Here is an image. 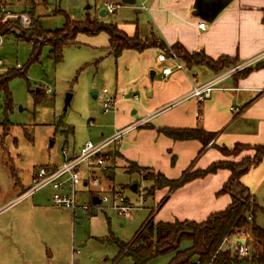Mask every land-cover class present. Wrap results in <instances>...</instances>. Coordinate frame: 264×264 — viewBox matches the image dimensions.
<instances>
[{"label":"rangeland","instance_id":"374dc122","mask_svg":"<svg viewBox=\"0 0 264 264\" xmlns=\"http://www.w3.org/2000/svg\"><path fill=\"white\" fill-rule=\"evenodd\" d=\"M105 1L27 0L23 6L13 8L22 12V16L0 20V59L3 62L0 79L9 72L12 75L6 84L7 89L0 88V211L15 196L12 192L18 182L29 188L33 185L32 175L40 166L63 163L64 147L71 152H79L86 142L99 144L115 131L113 111H104L101 93L105 88L114 93L116 79L120 78L121 70L124 74L127 65L126 56L133 51L123 52L116 59L107 53L105 33L94 36L80 34L76 39L78 43L63 47L60 59L48 44L42 46L40 55L34 59L32 43L25 41L30 34V14H35L46 29L61 28L64 14H69L76 21L85 20L90 15L103 22L117 23L130 35L137 28L141 37L150 34L148 20L145 19L147 11L136 15V6L121 3V0H107L121 3V7L115 14L100 16L97 12L105 9ZM213 1L219 4L218 0ZM206 18L204 15L207 25L210 21ZM152 55L153 51H150ZM94 91H98L97 97H94ZM69 93L73 97L66 107ZM124 97L132 99L123 102L139 98L135 92ZM223 153L229 162L237 165L244 159L253 158L256 151L231 147ZM113 159V168L107 171L112 180L104 179L97 187L79 185L76 213L56 207L47 200L51 187L37 191L34 199L28 197L16 208L1 212L0 232L13 230L23 252L18 254L7 241L11 253L8 264H134L131 257L122 254L118 243L131 242L149 213L157 210L161 201L157 204L153 194L159 185L155 179L143 180L141 174L129 168L131 161L120 160L118 153ZM86 169L82 165V178L87 176ZM251 176L249 182L251 179L252 185L249 187L257 203L264 207V164ZM109 183L139 207L131 219L117 214L106 204L105 208L89 211L83 208L90 205L92 192L101 196L111 195L107 187ZM134 184H138V192L132 190ZM257 222L264 225L262 213L258 214ZM250 235L253 252L257 239L253 233ZM261 242L264 243V234ZM188 245L189 241H183L180 248ZM173 256L174 253L155 256L146 264H169ZM240 264L252 262L242 260Z\"/></svg>","mask_w":264,"mask_h":264},{"label":"crops","instance_id":"0c3cea01","mask_svg":"<svg viewBox=\"0 0 264 264\" xmlns=\"http://www.w3.org/2000/svg\"><path fill=\"white\" fill-rule=\"evenodd\" d=\"M195 1L137 0V4L131 6H136V15L147 11L145 19L148 20L150 34L159 36L168 47L179 42L187 50L203 51L213 59L223 55L238 56L241 64L264 60V0H233L212 22L207 23L205 29L200 28L199 23L206 20L194 14ZM142 3L145 9L141 8ZM105 35L107 53L113 56L108 49V35ZM131 51L126 56L124 74L121 70L120 78L116 79L114 93L108 89V94L116 100L109 110L113 111L115 120V131L109 137L125 129L114 145V152L118 153L120 160L161 172L169 179H178L185 171L204 169L213 162L227 160L221 147L264 143V68L252 71L244 78L233 74L221 81L219 88L213 90L209 97L198 101L195 97H188L192 89L217 78L226 70L218 72L205 64L187 66L181 59L184 67L176 68L170 60H159L158 55L162 52L159 47ZM150 51H153L152 56ZM168 65L172 67V73L163 78L162 70ZM152 69H156L153 79L150 78ZM129 92L138 94L137 101L123 102L132 99L124 97ZM101 95L104 96L103 93ZM197 126L215 133L206 147L198 139L176 140L160 132L164 127ZM263 164L264 160L242 176L247 186L252 185L249 178ZM230 175L229 169L220 168L175 189H157L153 197L157 204L159 200L163 202L154 211V220L174 222L189 219L200 222L210 214L224 210L232 198L220 190ZM18 183L12 192V196L15 195L12 202L9 201L0 213L14 209L37 195L35 192L29 198L18 200L28 188L22 182ZM51 194L50 190L47 197L50 202ZM13 232H0V264L10 262L8 242L18 254H23ZM227 243V248H231L229 241Z\"/></svg>","mask_w":264,"mask_h":264},{"label":"trees","instance_id":"16d2710c","mask_svg":"<svg viewBox=\"0 0 264 264\" xmlns=\"http://www.w3.org/2000/svg\"><path fill=\"white\" fill-rule=\"evenodd\" d=\"M30 7L32 6L30 5ZM30 15L31 24L28 27L30 34L25 41L32 43L34 59L40 55L42 46L45 44L50 45L52 53L60 59L63 47L70 43H78L76 39L80 34L94 36L106 33L109 42L108 49L115 58H118L125 50L141 52L150 47H159L168 56L172 52L176 53L187 66L205 64L220 72L240 65L238 64L240 63L238 56L223 55L213 59L203 51H189L179 42L168 47L159 36L153 33L141 37L139 32L136 31L133 35H130L121 29L117 23L103 22L99 18H93L90 15H87L85 20L76 21L69 14H64L63 26L56 29L44 28L40 19L35 17V14ZM262 68H264V60L245 66L234 74L244 78L252 71ZM10 73L0 79V88L7 89L6 84L12 77ZM160 132L176 140L198 139L202 142L203 147H206L215 135V133L208 132L201 126L194 128L164 127L160 129ZM233 147L236 150L253 148L256 153L253 158L244 159L237 165L228 160L217 161L204 169L185 171L182 177L178 179H169L161 172H154V170L131 162L132 166L129 168H132L133 172L141 174L143 180L155 179L159 185L157 189L167 185L172 190L197 177H204L209 173L216 172L220 168L229 169L231 175L221 188L220 193H228L232 201L224 210L212 213L200 222L189 219L174 222H156L153 217L154 212L149 213L131 242L118 243L122 254L131 257L134 264H146L149 259L155 256L169 253H174L169 264H240L242 260H250L252 264H264V243L261 242L264 225L261 226L258 222L256 223L258 214L262 213L264 215V207L257 203L250 187L242 181L244 174L263 161L264 143L253 146L237 143ZM220 149L225 151L228 148L222 147ZM113 161L114 159L112 161L107 160L106 175L104 171L105 180H112V176L107 171L113 168ZM96 196L97 194L92 192L90 206L93 205ZM247 229L251 230L257 241L251 256L244 258L234 254L230 248L225 247V242L233 235ZM183 241H189L190 245L180 248Z\"/></svg>","mask_w":264,"mask_h":264},{"label":"built area","instance_id":"2783aa9c","mask_svg":"<svg viewBox=\"0 0 264 264\" xmlns=\"http://www.w3.org/2000/svg\"><path fill=\"white\" fill-rule=\"evenodd\" d=\"M27 0H0V20L4 18L17 17L18 15L22 16V12L19 10H14V7L23 6ZM137 4V0H136ZM29 6V4H27ZM121 7V3H113L110 1H105V12L106 14H115V12ZM141 8L145 9V5L142 3ZM21 13V14H20ZM199 27L202 29L206 28L205 22H200ZM1 40V39H0ZM159 60L167 61L170 60L176 68H183L184 65L178 55L174 52L171 55H166L164 52H161L158 55ZM253 62L248 64L236 65L230 69H227L217 78L203 84L195 86L192 91L188 94V97H195L198 101H203L210 96L213 90L219 88L218 85L225 78L233 75L237 70L248 66ZM3 64L0 59V66ZM171 66H165L162 70L163 78H167L172 73ZM102 93L103 97V108L105 112H108L115 104L116 100L108 94V89L105 88ZM125 132L124 130H119L115 135L106 138L105 141L94 144L92 141L86 142L79 152L73 153L68 147L63 148V155L65 157L63 163L59 165H42L34 173V182L31 187L26 189L20 194L18 200L24 199L28 196L33 195L35 192L45 188L51 187L52 196L51 201L54 206L60 207L63 209L71 210L75 212L79 207L78 204V187L82 186H92L97 187L102 184L104 180L103 170H106L108 167V161H112L115 155L114 145L119 141V138ZM113 145V146H112ZM82 165H85L86 174L82 178L81 168ZM100 170L99 173L96 171ZM109 192L111 195H98L100 202L95 204L93 200V205H84L83 208L86 210H91L93 208H105V204L108 208L115 210L117 214L124 216L128 219H131L134 215V212L139 209L138 206L130 203L129 199L126 198L122 192L117 189L113 183L107 184ZM251 232V230H250ZM248 229L242 231L239 234H235L232 237L228 238L226 242L229 241L231 244V251L234 254L239 255L240 257H250L251 256V244L252 237ZM252 233V232H251ZM243 240L241 243L238 239ZM225 242V243H226Z\"/></svg>","mask_w":264,"mask_h":264},{"label":"water","instance_id":"95a60500","mask_svg":"<svg viewBox=\"0 0 264 264\" xmlns=\"http://www.w3.org/2000/svg\"><path fill=\"white\" fill-rule=\"evenodd\" d=\"M122 3L124 4H129V5H135L136 4V0H121ZM219 4H214L213 0H196L195 1V15L198 16H202V18L204 17V15L207 17L206 19L208 21H213L215 19V17L230 3L231 0H218ZM214 5H216L215 7H213ZM88 8H90V5L87 6ZM100 15L101 16H105V9H102L100 11ZM156 74V70H151L150 71V78L153 79L154 76ZM97 91L93 92L94 97H96L97 95ZM73 97V94L69 93L66 96V107L68 106V104L70 103L71 99ZM138 187V184H134L131 188L132 190L136 191ZM100 202V199L98 197L94 198V203L97 204ZM238 239V238H236ZM241 243H243V240L238 239Z\"/></svg>","mask_w":264,"mask_h":264}]
</instances>
